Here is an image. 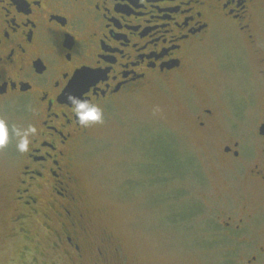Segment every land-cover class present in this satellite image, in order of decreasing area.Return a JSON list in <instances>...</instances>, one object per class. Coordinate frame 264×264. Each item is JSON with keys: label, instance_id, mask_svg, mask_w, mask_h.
Segmentation results:
<instances>
[{"label": "flooded vegetation", "instance_id": "obj_1", "mask_svg": "<svg viewBox=\"0 0 264 264\" xmlns=\"http://www.w3.org/2000/svg\"><path fill=\"white\" fill-rule=\"evenodd\" d=\"M262 10L264 0H0V115L38 129L28 153L16 150L14 135L7 147L8 237L48 232L52 252L38 249L37 264H59L52 253L79 264L117 260L107 231L95 234L76 167L97 124L79 125L66 98L90 99L105 117L129 97L174 87L196 101L188 104L193 132L220 176L207 187L195 174L201 200L186 205L188 216L205 217L229 263L264 264V101L257 105L251 92L233 103L205 94L206 85L219 86L218 72L246 79L251 63L264 83V54L256 53ZM222 43L235 54L212 55ZM202 55L216 57L210 75L194 70ZM227 118L258 123L228 130Z\"/></svg>", "mask_w": 264, "mask_h": 264}, {"label": "rangeland", "instance_id": "obj_2", "mask_svg": "<svg viewBox=\"0 0 264 264\" xmlns=\"http://www.w3.org/2000/svg\"><path fill=\"white\" fill-rule=\"evenodd\" d=\"M261 13L256 53L264 54V10ZM228 52L235 54L222 43L212 55ZM212 55L196 57L194 70L210 75L214 71L210 62L216 59ZM251 64L246 79L221 70L215 76L219 86L206 85L205 94L233 103L236 95L251 92L261 105L264 83ZM186 98L174 87L129 97L97 124L80 151L76 167L95 234L106 230L122 254L112 264H231L225 260L228 246L209 240L205 217L188 216L186 205L201 200L203 183L195 181V174L200 173L207 187L220 176L193 132L197 128L188 104L196 101ZM10 118L14 126H21L20 115ZM257 123L247 120L236 126L231 118L222 122L223 128L242 131L256 129ZM8 152V148L0 151V264H37L33 253L50 249L48 232L31 226L29 236L8 237L5 173L13 169V164L7 165ZM52 257L59 264H79L55 253ZM47 261L40 258L38 264Z\"/></svg>", "mask_w": 264, "mask_h": 264}, {"label": "clouds", "instance_id": "obj_3", "mask_svg": "<svg viewBox=\"0 0 264 264\" xmlns=\"http://www.w3.org/2000/svg\"><path fill=\"white\" fill-rule=\"evenodd\" d=\"M66 101L71 105V111L79 125L88 127L103 122V109L90 99L68 94ZM13 135L16 137V150L19 153H28L31 150L30 145L33 143L32 138L38 135V129L33 124H29L27 127L10 126L8 118L0 116V151L8 147Z\"/></svg>", "mask_w": 264, "mask_h": 264}, {"label": "water", "instance_id": "obj_4", "mask_svg": "<svg viewBox=\"0 0 264 264\" xmlns=\"http://www.w3.org/2000/svg\"><path fill=\"white\" fill-rule=\"evenodd\" d=\"M260 130L261 131H264V125L260 127Z\"/></svg>", "mask_w": 264, "mask_h": 264}]
</instances>
